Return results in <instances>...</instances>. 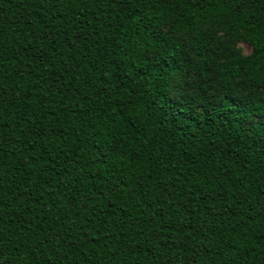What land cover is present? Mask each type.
<instances>
[{"label": "trees", "instance_id": "1", "mask_svg": "<svg viewBox=\"0 0 264 264\" xmlns=\"http://www.w3.org/2000/svg\"><path fill=\"white\" fill-rule=\"evenodd\" d=\"M0 264H264V0H0Z\"/></svg>", "mask_w": 264, "mask_h": 264}, {"label": "rangeland", "instance_id": "2", "mask_svg": "<svg viewBox=\"0 0 264 264\" xmlns=\"http://www.w3.org/2000/svg\"><path fill=\"white\" fill-rule=\"evenodd\" d=\"M237 46L240 48L241 52L243 54H248L251 50V47L244 43V42H239ZM195 91L193 88H189L185 85L184 81L179 78L174 82L173 90H172V95L175 97L181 96L185 93H192Z\"/></svg>", "mask_w": 264, "mask_h": 264}]
</instances>
